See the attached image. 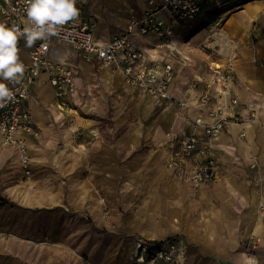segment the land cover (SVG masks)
<instances>
[{"label":"crops","instance_id":"0c3cea01","mask_svg":"<svg viewBox=\"0 0 264 264\" xmlns=\"http://www.w3.org/2000/svg\"><path fill=\"white\" fill-rule=\"evenodd\" d=\"M253 1L258 8L248 10L246 4ZM221 3L204 9L223 8L220 20L188 43L176 36L187 20L173 26L169 40L153 33L130 36L143 53L142 64H172V94L189 101L188 107L153 99L129 86L120 71L103 66L131 97L129 109L95 136L86 122H76L73 107L57 105L45 74L32 84L26 106L39 137L28 139L29 174L15 148L2 145L0 138V194L25 209L14 221L0 211V264H86L85 258L91 264H134L138 238L171 237L182 242V264H243L250 239L258 242L257 259L264 264V0ZM76 7L74 22L90 20L94 40L107 42L139 20L145 5L143 0H76ZM205 33L207 53L196 41ZM25 45L22 41L25 53L19 56L24 61L29 59ZM219 47L222 56L216 53ZM66 57L76 65L77 76L88 78L80 67L85 59L72 50ZM213 61L230 66L233 80L226 99L239 104L237 120L225 123L213 145L216 178L198 187L174 175L167 162L179 137L192 131L203 135L192 121L205 117L206 108L193 102L206 92ZM89 62L92 69L95 62L102 65L97 59ZM195 79L200 82L191 87ZM141 97L134 108L131 102ZM212 106L211 98L205 107ZM35 107L43 113L34 116ZM140 108L147 114L158 109L144 125L130 123V114ZM76 124L83 134L76 136Z\"/></svg>","mask_w":264,"mask_h":264},{"label":"built area","instance_id":"2783aa9c","mask_svg":"<svg viewBox=\"0 0 264 264\" xmlns=\"http://www.w3.org/2000/svg\"><path fill=\"white\" fill-rule=\"evenodd\" d=\"M143 2L145 7L141 18L132 20L127 25L126 32L112 36L107 42L94 40L90 20L69 22L59 30L58 35L37 41L32 47H28L29 59L21 60L26 71L19 83L3 81L14 92L15 99L0 107L1 144L15 148L27 174L30 173L31 162L28 139L39 137V128L33 123L26 106L31 86L45 74L54 88L57 105L62 110L71 109L76 94L75 78L78 69L66 57L70 50L83 59H97L105 67L120 71L129 86L153 99L179 107L189 106V101L176 99L172 94V64L156 61L150 65L142 64L143 53L133 44L130 36L135 32L141 35L153 33L169 40L174 33V25L199 16L210 5H220L221 0ZM26 8V0H0V22L8 27L16 25L22 31L30 26ZM163 12L168 15L163 16ZM18 40L25 41V38L21 36ZM216 53L222 56L223 49L219 47ZM209 69L211 73L207 79L206 92L193 102L197 107L206 108L207 119L200 116L192 121L194 127L202 128L203 135L192 131L179 137L178 146L173 149L167 162V167L174 175L198 187L216 178L219 163L213 145L220 138L225 123L237 120L234 114L239 104L236 98L226 99L228 83L233 80L230 66L213 61ZM199 82V79H195L190 85L196 87ZM211 98L213 106L205 107ZM182 249L183 245L178 237L161 240L138 238L134 243L133 263L182 264Z\"/></svg>","mask_w":264,"mask_h":264},{"label":"rangeland","instance_id":"374dc122","mask_svg":"<svg viewBox=\"0 0 264 264\" xmlns=\"http://www.w3.org/2000/svg\"><path fill=\"white\" fill-rule=\"evenodd\" d=\"M222 5L223 3H220L218 6ZM221 9L223 8L210 7L203 11L201 15L187 20L179 30H177V38L186 40L188 43L195 34L205 30V28L211 29L210 25H215L214 23L222 17ZM206 35L207 34L205 33L204 39H196V41H198V46L201 47L202 51L207 53L209 50L207 49L208 41L205 40ZM20 46L21 45H17L18 48H20ZM173 50L175 49L173 48ZM186 59L188 60V58ZM103 66L104 65H101L99 62H95L90 77H82V83L80 87H78V91L75 94V100L72 104L73 109H75L72 112L76 122H86L88 130L93 132L95 136H100L102 132L107 131L111 126V122L121 116L124 111L129 109L128 101L131 97L126 85L123 82L119 83L114 80V77H112L114 74ZM107 72L109 75L106 74ZM187 81L188 80L184 81L183 85ZM157 109L158 108H155V110L150 111L149 114H147L146 110L140 108L139 111L130 114L129 122L143 123L144 125L153 117ZM78 126L79 124H76L72 127V130H75L76 132V136L79 135V131H83V129L80 126L78 128ZM114 129L117 131L118 127L115 126ZM262 190L263 189L259 187L257 191V194L260 197L263 195ZM9 199L10 197L7 195H3V193L0 194V211L8 212V215H10L8 218L10 220L14 221L15 219H20L23 212H25V209L21 204L10 201ZM260 207L264 208V201L260 202ZM88 222L91 224L90 226H93L92 220H88ZM95 230L97 231L98 229ZM248 244L249 249H247L246 253L257 258L256 250L258 248V242L254 239H250ZM85 260L86 264H91L88 262L87 258H85Z\"/></svg>","mask_w":264,"mask_h":264},{"label":"clouds","instance_id":"9594fccd","mask_svg":"<svg viewBox=\"0 0 264 264\" xmlns=\"http://www.w3.org/2000/svg\"><path fill=\"white\" fill-rule=\"evenodd\" d=\"M26 16L30 26L21 29L0 23V107L15 99L14 92L3 81L19 83L26 71L19 59L18 39L23 36L26 47L59 34V30L79 17L76 0H26ZM243 264H260L255 256L241 254Z\"/></svg>","mask_w":264,"mask_h":264},{"label":"bare ground","instance_id":"6f19581e","mask_svg":"<svg viewBox=\"0 0 264 264\" xmlns=\"http://www.w3.org/2000/svg\"><path fill=\"white\" fill-rule=\"evenodd\" d=\"M258 6H259V4L256 1H253V2L246 4V8L248 10H255L258 8ZM18 49H19V53H18L19 56L25 53L24 49H22V48L21 49L18 48ZM80 67H81L83 75L86 77H89V75L91 73V69H92L91 63L86 59L82 60V61H80ZM75 81H76V85L78 87H80V82L82 81V78L80 76H76ZM141 101H142V97L138 98L137 100L134 99L131 103L134 105V108H138ZM42 113L43 112L40 108L35 107L34 116H39V114H42Z\"/></svg>","mask_w":264,"mask_h":264},{"label":"trees","instance_id":"16d2710c","mask_svg":"<svg viewBox=\"0 0 264 264\" xmlns=\"http://www.w3.org/2000/svg\"><path fill=\"white\" fill-rule=\"evenodd\" d=\"M1 23V22H0ZM22 43V40H18V45H21Z\"/></svg>","mask_w":264,"mask_h":264}]
</instances>
